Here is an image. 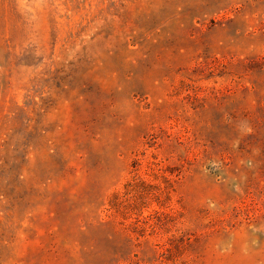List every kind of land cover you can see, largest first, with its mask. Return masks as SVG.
I'll return each mask as SVG.
<instances>
[{
	"label": "rangeland",
	"instance_id": "rangeland-1",
	"mask_svg": "<svg viewBox=\"0 0 264 264\" xmlns=\"http://www.w3.org/2000/svg\"><path fill=\"white\" fill-rule=\"evenodd\" d=\"M0 264H264V0H0Z\"/></svg>",
	"mask_w": 264,
	"mask_h": 264
}]
</instances>
